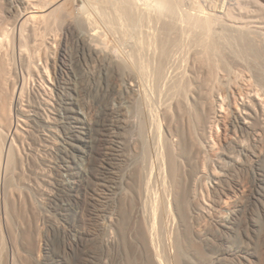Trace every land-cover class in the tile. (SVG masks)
I'll return each mask as SVG.
<instances>
[{"label":"rangeland","instance_id":"rangeland-1","mask_svg":"<svg viewBox=\"0 0 264 264\" xmlns=\"http://www.w3.org/2000/svg\"><path fill=\"white\" fill-rule=\"evenodd\" d=\"M51 1L53 0H0L1 144L3 143V133L9 129L11 125L15 124L18 118H25L28 122L33 123L29 121L33 114L35 115L37 112L41 114L44 112H46V114L48 113L40 109L42 96L34 89L29 79L30 77L25 73V63L23 57H20L21 46L25 51H31L30 53H33L34 49L35 58L38 60L40 57L43 59L47 57L50 76L52 79H55L60 75V70L64 66L67 67L62 60L64 56L63 49L60 50L57 42L64 44L67 37L71 36V34H77L88 30L85 23L86 17L93 16L95 18L97 21H95L96 28L94 26L95 23L92 24L94 26L93 28L97 30L99 27L98 30L100 29V32L105 34L107 32L108 34L106 35L107 40L109 37V46L114 48H122V42L119 40L121 38L119 32L122 29L121 33L124 31L126 32L127 28L131 27L128 18L115 3H113V6L108 4L94 9L89 7L88 0H80L83 5H85L86 11L81 14L75 7L76 5H73L74 1H72L66 4L67 7L65 5L64 12L62 9L54 12L49 17H46L42 21L40 20L33 28L32 26H23L22 29L25 41H20L17 33L19 32V28L21 29V26L18 24V18L19 15L28 10L27 2L33 3L34 6L37 5L36 7L42 9ZM99 1L103 2L104 0ZM144 1L145 0L139 1V4L140 2L142 3L140 4L142 5V10L140 9L141 12L137 8H135L133 12L135 16L138 14L136 17L143 18V27H145V29L150 30V26L148 27V25H151V28L154 26L155 29L159 23H163L166 19L168 20L167 22L171 21L170 18L172 15H170L171 13L167 10H161L164 16H159V13L155 12H159L160 9L155 5L156 3L154 0ZM236 1H233V3L235 2V5L233 4L234 7L237 6L242 9L243 15L246 16V19L243 15V17L238 16L236 20L240 21L241 17V21L243 22L244 20V23L245 21L248 22V19L251 18H254V20L251 19L252 21H255V19H257V21H261V19L264 20V17L261 18L262 15H264L262 14L264 13V0ZM258 2H260L261 5H259L260 3ZM143 3H146V5ZM172 3L177 7L178 11H192L194 9L193 12H196L198 9H203L205 11L208 9L207 11H210V9L213 8L211 10H216V8L218 9L223 4V0H172ZM236 4H239V6ZM114 5H116V7ZM148 5H152L153 7L151 6L149 8ZM214 5L217 7L214 8ZM197 6L199 7L197 8ZM143 7H145V9ZM147 7L148 10L146 9ZM156 7L159 10H157ZM234 7H232L233 10ZM237 7L235 10L238 9ZM246 8L247 10H245ZM240 9L236 10V12H242ZM142 12L143 15H140ZM250 12H253L252 14H255V17L248 14ZM256 12H258V14L260 13V15H257ZM146 15H148V17ZM248 16L252 17L250 18ZM259 16L260 19H258ZM251 20H249V23ZM263 20L261 22H263ZM69 26L72 28V30L69 29L70 31L68 30ZM12 29H16V31L12 32ZM131 29L129 28L128 30ZM154 29L151 30L153 31ZM108 30L109 32L110 30L114 31L116 35L113 36ZM226 31H230L229 33L231 34ZM226 31L223 33V38L221 33V37H218L221 39H217V42L220 40V44H218L220 46V52L217 54L219 55L218 57L216 55L208 59L207 55H205L206 57L203 56L200 59L203 63L200 61V64L196 61L198 67L194 66L196 64L186 63V60L185 62H181L182 64H179L177 67L179 71L177 69L176 72H178L176 74L180 73L178 74L179 76L181 75L180 79H182L181 77H184V79H182V83H180L181 81L178 79L180 85H178V81H176V86L172 93H169V95L172 94V96L170 95L171 97L175 98V101L171 98V101L173 100L172 102L175 103V109H169L168 107L170 106L168 104L172 103L169 95H167L168 97L164 95L165 98L160 95L151 97L152 102L148 104L149 109H151L150 111H152V113L154 111V117L157 116L156 125L158 126L155 127L154 130L157 131L154 133L156 137L158 136L159 138L161 136L164 141L167 124L170 125L173 121L179 122L178 124L184 131L183 138L175 135L169 137L172 143H175L173 145L171 159L174 160V163L177 164L179 168L178 181L182 188L183 198L180 203V210L185 216V219H183L184 224L179 221L174 207V220L169 221V214L164 211V208H166V210L167 208L169 209L167 204L166 206L163 205V201L165 199L167 200L169 197V189L168 192H165L162 175L158 177V180H156L154 184V196L152 199V206L154 210L156 209L154 221L155 236L158 242L161 243L163 236L166 234L177 235L175 237L180 239L179 246H181L183 253L184 264H264V127L260 122L262 119L260 117L258 119L259 121L252 120L249 129H243L241 128V122L238 118L239 113L243 110V104L250 102V99H254L255 91L253 90L262 89V84L256 80L254 75L264 72V41L262 45H260L261 41L260 43L258 42L260 39L259 37H256L258 40L254 38V36L248 34H239L241 35L239 37V35L237 34V36L235 34L236 32L230 30V28ZM5 32L8 33L6 34ZM35 34L37 37H35ZM227 36L229 37L227 38ZM232 38H234V40H232ZM252 39L257 40H254L255 44ZM52 40H56V43L53 44ZM256 43H258L259 46L258 44L256 45ZM251 44L256 46L253 45L254 47L252 48ZM69 46L68 52L70 56L72 55L73 57L75 56L74 58H77L76 51L71 44H69ZM261 46H263V49L260 48ZM38 48L42 50V52ZM247 48L248 50H246ZM254 49L256 51H252ZM44 52L46 55H44ZM233 52H235V54ZM245 52L246 55H244ZM205 58L207 60H205ZM37 59L34 60L36 65L41 63V60L38 61ZM223 60H225V62ZM222 61L224 63H222ZM225 63H227V66ZM202 64L207 66L202 67ZM223 69H225L224 72ZM77 70L80 77L78 87L83 89L88 88L92 84V81L89 82L88 78L92 75H97L98 66L96 62L88 61L81 67L79 66L76 71ZM202 70L205 72L208 70V73H203ZM80 83L82 86V83H84V87L79 85ZM120 87V84L116 87L117 91L115 95L117 94L118 96L116 95L114 104H116L122 114L120 113L119 117H117L118 119L115 118V122L120 126L119 136L123 144V149L119 155L124 158L125 162L121 163L118 167L115 166L117 168L115 169L116 174H112L111 172L107 173L108 179L105 180V184H112L113 177H117L118 180V184L115 185V188H112V190L108 188V190H110L108 193L110 194L107 195L106 198L103 197L104 199L98 197L97 194L92 198L94 199L99 214V219L96 218L92 221V224L89 222L87 225H84V221L82 220L79 221V223H77L79 225L73 227V229L71 227V221L68 220L71 218V215H67V218H65L61 213H58L57 203H60L59 189L61 182L57 181L58 179L60 180V178L57 175L56 169L53 170L54 163H51L53 162L52 160L55 161V159H53L55 158L54 151L51 147H56V144L51 146L50 149L49 147L45 148L43 146L41 148V142L39 141L41 138L37 137L39 133H36V129L32 128L34 125H30L29 123L31 127H27L30 130L29 133H26L27 135L23 130L20 131L21 129L19 128L21 134L19 135L16 146H14L12 150L11 162L6 177L3 165H1L0 162V264H56L55 259H57L58 255H67L66 253H69L68 251H70L71 248L73 249L76 244L74 235L77 233L87 239V241L84 239L85 242L82 243V249L85 247L84 252L86 251L87 253H84L81 249L82 255H85L84 259L86 258L87 260L85 259L81 264H141L139 249L136 248L132 241L134 236L132 229L136 221L135 217L138 212L141 211V205L136 199L135 187L143 173L153 167V159L149 154L151 153L150 150H152L153 141L145 140L146 142L144 141V144L142 140L137 139L133 127L134 123L145 121V117L143 120H140L139 118L142 119L144 115L141 113L140 116L136 114V105H139L136 94L131 92L127 93ZM120 97L123 98L121 99ZM14 99H17V109H14L12 106V101H15ZM260 99L263 100L264 97H260ZM88 100L92 103L93 99L91 101L90 99ZM210 104L213 108L212 112L209 110L212 109ZM166 105H168L167 110L165 109ZM204 108L206 111H204ZM31 109H33L35 113H32V111H30ZM165 110L168 113H166ZM171 110L172 113L169 112ZM214 110L217 114V125L215 124L214 126V142L216 143L214 144L216 146V152H213V154L212 151L207 150L204 145L205 138L203 139L200 124L205 123L204 121L213 117ZM92 111L95 113L92 108V110H90L91 116L94 115ZM32 132L34 136L30 135L33 134ZM36 134L38 135L35 137ZM190 136H192L193 139ZM34 137L38 138L37 141H39V143H37L39 145L35 143L36 140ZM178 138H180L179 141ZM193 140L196 142L198 141L199 145L202 146L201 149H204L201 151V155H197V152L193 150ZM201 143H203V145ZM43 144L45 145L46 143L44 142ZM37 146H40L43 151ZM38 148L40 150L37 152ZM205 151L206 153H204ZM48 153H52L53 155ZM111 158L115 159L113 157ZM174 163L172 161V165ZM154 167V172L157 176L159 167H157V169L155 165ZM217 172H224L227 175H225L223 179L226 181L225 184L231 193L228 196L229 198L227 197L224 199L225 202L223 201L221 203H215L217 196L213 192L212 186L214 183L210 178L213 173ZM191 176L194 180L191 179ZM54 177H56L55 179L57 180H55ZM258 182L261 183L259 189L257 186ZM170 185L173 186L172 183H167L168 187ZM175 187L176 182L174 181L173 188ZM52 188L55 189L53 190ZM50 191L55 194L52 193V196ZM55 191H57V193ZM212 201H214V203ZM236 205L244 206L245 210L247 208L242 214L245 217L241 215L234 229L223 232L219 227V223L223 218L229 216L230 210ZM124 218L127 227L125 239L123 235L118 237L116 234V231L122 226L121 224ZM69 233L71 235H69ZM70 244L73 245L71 246ZM218 253L220 254L218 255ZM58 264L71 263L67 260H62V262L58 261Z\"/></svg>","mask_w":264,"mask_h":264},{"label":"bare ground","instance_id":"bare-ground-1","mask_svg":"<svg viewBox=\"0 0 264 264\" xmlns=\"http://www.w3.org/2000/svg\"><path fill=\"white\" fill-rule=\"evenodd\" d=\"M72 1H74L73 5L75 4L76 5L75 7L82 14V12L85 11V5H83V3L80 0H53L48 5L43 7L42 9L36 7L37 5L34 6L33 3L27 2L28 10L22 13L21 15H19V18H18V24L21 26V29L19 28V32H17L20 41H25V36L23 33V29H22L23 26L27 25L30 27L32 26L33 28L34 25L37 24L40 20L42 21L46 17H49L50 15H52L54 12L60 9H62L64 12L65 5L68 4V2H72ZM139 1L141 0H104L103 2L99 0H88L89 7H92L94 9H98L100 8V6L108 5V4L113 6V3H115L116 5H118V8L121 9L123 14L128 18V21L131 25V27L129 28L130 29L132 28V29L128 30L129 28L126 27L127 30L126 32L124 31L123 33H121L123 29L121 31L119 30L120 31L119 36L121 37L119 40H121L122 42V48L110 47L108 43L109 37L107 40V35H106L108 33L106 32L105 34L103 32H100V29L98 30L99 27L97 28V30L94 29L93 27L96 25L97 21L95 20L93 16H88V18L86 17L85 23H86V26L88 27L87 28L88 30L84 32H79L77 34H74V33L71 34V36L67 37V40L64 43L65 45L63 43L57 42L59 44L60 50L63 49L64 56L62 60L67 65V67L64 66L60 70V75L55 79H52L50 76V72L48 70L49 63H48L47 57L44 56L45 58L43 59L42 57L38 55L40 57L39 60H41L40 61L41 63L40 64L38 63L39 65L38 64L36 65L34 60L37 58H35L36 55L34 54V49H33V53H30L31 52L30 50H29L30 52H27L24 49H22V46H21L20 57H23V60L25 63V67H26L25 73H27V75L30 77L29 79L31 80V84L34 87V89L37 92H39V94H41L42 96V102L40 103L41 104L40 109L42 111H47L48 113L47 114L46 112H44L45 114L43 112H42L43 114H41L40 112L35 113L33 109H31L30 111H32V113H35V115L33 114L29 121L33 123L28 122L27 119L25 118H18L15 124L11 125L9 129H7L5 132L3 131L4 132L3 141H2L3 143L2 144L0 143V162H1V165H3V170H4L5 177H6L7 171H8L10 162H11V153H12L14 146H16L17 144V140L19 139V135L21 134L20 131L23 130L25 134L29 133L30 130L28 128L31 127L30 126L31 124L34 125L32 126V128L36 129L35 130V132L37 131L36 133H39V135L36 134L35 137L38 135L37 137L41 138V140L39 139V141L41 142L40 143L41 148L43 146L45 148L49 147L50 149L51 146L56 144V147L54 146L51 147L53 148L54 156H55V158H53L55 159V161L52 160L53 162L51 163H54L53 170L56 169L57 175L60 178V180L55 179L56 177H54V179L61 182L60 189H59L60 190V195H59L60 203H57V207L59 211L58 213H61L65 218H67V215L69 216L71 215V218L68 220L71 221L72 228L77 227V225H79L77 223H79V221H82V220L84 221V225H87L89 222L90 224H92V221H94L99 216L97 206L94 202V199L92 198H94L96 194L98 197H102V198L103 197L106 198V196L110 194L108 193V191H110L108 190V188L111 190L112 188H115V185L118 184V180H117V177H113L112 182H111L112 184H105V180L108 179L107 173L111 172L112 174H116L115 169L117 168L115 166L118 167L121 165V163L125 162L124 158H122V156L119 155L121 150L123 149L122 147L123 144L119 136L120 126H118V124L115 122L116 121L115 118L119 117L121 113L120 109L117 108L116 104H114L116 95H117V94L115 95L117 91L116 87L118 86V84H120V86L124 89L125 92L127 93L131 92V93L136 94L137 96L136 99H138V102H139L138 103L139 105H136L137 106L136 108L137 111L135 110L137 112L136 114H138L139 116H140V113L144 115L142 116V119L139 118L140 120H143L145 117V121L138 120L139 122L134 123L133 127H134V131L136 132L137 139H140L143 142L145 140L153 141L152 150H150L151 153H149L151 155L150 157L153 159V167L152 169H148L146 172L143 173V175L138 181L137 186L135 187L136 199L141 205V211H139L135 217L136 221L132 229V232L134 234L132 241L134 245L136 246V248L139 249V254H140L139 259L141 260L140 262L141 264H184L183 253L181 250V246H179L180 239L175 237L177 235H174V234L167 235L165 233L166 235L163 234L165 236H163L161 243L158 242L155 236V224H154L155 217H156V209L154 210L152 206V199L154 196L153 187H154L156 180H158V177L162 175L163 186H164L165 192H168V189H169V192H168L169 197L167 196L168 197L167 200L165 199L163 201V205L166 206L167 204L169 209L167 208L166 210V208H164V211L165 213L169 214L168 215L169 221L174 220V214H173V207H174V209L176 210L175 212L179 217V221L182 223L184 222L183 219H185V216L183 215L184 213H182L180 210L181 208L180 203L182 202L183 198H182V188L178 181L179 168L177 164L174 163V160L171 159L173 145L175 143H172V140L169 138L172 135H175L177 137L179 136L182 137L184 135V131L182 130L183 128L181 129L180 125L178 124L179 122L176 121L177 122L176 123L173 121L174 123L172 122L170 123V125L167 124L166 134H164V141L162 140L161 136L159 138L158 136L156 137L155 136L156 134L154 133H156L157 131H154V130H155V127L158 126L156 125L157 116L154 117L155 115L154 111L153 113L152 111H150L151 109H149L148 104L149 102H152L151 97H155L156 95L157 96L160 95L161 97L166 95V97H168L167 95H169V93H172L174 87L176 86V81H178V79L181 82L178 81L177 84L180 85L179 82L182 83V79H184V77H181L182 79H180L181 75L180 76L178 75L180 73L176 74L179 71L177 67L179 66V64H182L181 62L183 61L185 62L186 60V63H190V64L191 63L196 64V61L199 63L201 61V63H203L202 60H200L203 56L207 55L208 59L212 58L211 56L213 57L216 56L220 52L219 50L220 46L218 45L220 44V40L217 42V39H221V38H218V37H221V33H222V38H223L224 37L223 33L226 30H228V28H230V30L232 31H235L236 33L235 32L234 33L236 35L237 34L238 35L248 34V35L254 36V38L259 37L260 39L258 42L260 43L261 41L260 45H262V42L264 41V20L261 19V21L263 20V22H261L260 20L257 21V19H255V21H252L251 19L254 20V18H251L252 16L251 17L248 16L251 19H248L247 17L248 22L245 21L244 23V20L242 22L241 20H242V17L244 16L243 10L238 8L237 6L234 7L235 5L234 4L235 2L233 3L234 0H223V4L222 5L220 4L221 6L218 9L216 8L217 6L214 5L215 6L214 8H216V10H211L213 8H211L210 11H207L208 9H206V11L203 9L202 10L198 9V11L196 12L195 11L193 12L194 9L192 11L191 10H182V11L179 10L178 11L177 7L172 3V0H154V2L156 3L154 4L157 5L158 8L160 9V10L157 9L156 7V9L159 10V12L155 11V9L154 11L159 13V16L160 15L164 16L161 10L162 11L167 10L169 13H171L170 15H172L171 16L172 19L169 16L171 21L167 22L168 20L166 19V21L164 22L161 21L163 23H159V24L157 23L158 26L155 29H154V26L153 28H151L152 26L148 25V27L150 26V30H149L143 27V21H144L143 18L136 17L138 15L137 14L138 12L136 13L137 14L136 16L133 12L135 8L139 9V11L141 12L142 5L140 4L142 3L140 2L139 4ZM151 4L153 5L152 2ZM116 5L114 6L116 7ZM144 5H146V3ZM236 5L239 6V4H236ZM259 5H261V3ZM151 6H149V8ZM145 7L143 8L145 9ZM198 7L199 6H197V8ZM232 7H234V10L232 9ZM236 7L242 10V12H236V10H238V9L235 10ZM146 9L148 10V7ZM245 10H247V8ZM252 13L250 12L248 14L253 15ZM167 14L165 15L168 16L169 14L168 15ZM256 14L260 15V13L258 14V12H256ZM140 15H143V12ZM148 15L146 16L148 17ZM146 16H143V17H146ZM238 16L239 17L242 16L240 21L236 20L238 19L237 18ZM92 17L94 20L92 19ZM263 17L264 15H262L261 18ZM244 18L246 19V16H244ZM258 19H260V16ZM91 20H92V23H91ZM249 20H251L252 23L251 22L249 23ZM93 23H95L94 26L92 25ZM68 25H71V24H68ZM71 26H69L68 30L69 29L72 30ZM151 29H154V30L152 31ZM14 31H16V29H12V32ZM226 32L229 33L230 31H226ZM109 33L112 34L113 36L116 35V33L112 30H110ZM241 35H239V37ZM35 37H37V35ZM228 37L229 36H227V38ZM56 40H52L53 44L56 43ZM232 40H234V38H232ZM252 40L254 41L255 39H252ZM255 41H254V44H255ZM234 43H231V44H234ZM69 44H71L73 49L76 51L77 58H74L75 56L73 57L72 55L70 56L68 52L69 51L68 47H70ZM221 44H224V43H221ZM254 44H251L252 48L256 46L258 43H256V45ZM263 46H261L260 48L263 49L264 48ZM246 50H248V48ZM40 51L42 52V50ZM252 51H256V50L254 49ZM233 53L235 54V52ZM44 55H46V53ZM244 55H246V52ZM218 56L219 55H217V57ZM205 60L207 59L205 58ZM88 61H94L97 63L98 72H97V75H92L91 77L88 78L89 82L92 81V84L88 88L81 89L80 87H78L80 77L78 75L79 72L78 70L76 71V69L79 66L81 67L82 65L86 64ZM223 61L225 62V60ZM223 61L222 63H224ZM226 64L227 63H225V65ZM197 65L198 63L194 66L196 67ZM203 66L204 64H202V67ZM177 69L178 71L176 72ZM224 71L225 69H223V72ZM206 72L203 71V73H206ZM257 72H258V69H257ZM177 75L179 78L177 77ZM254 77H256V80L260 84H262V89L253 90L255 91L254 99L253 100L250 99L249 100L250 102L245 101L246 103L243 104L244 105L243 110L239 113V116H238L241 122V128L243 129H249L250 125L252 124V120H258L260 117L262 118L260 122L262 126L264 127V99L263 100L260 99V97L261 98L264 97V72H261L260 74H257V75L255 74ZM82 84L83 86L81 85V83L79 85L84 87V83ZM170 95L172 96V94ZM171 96H170V101H171V98H173ZM86 98L90 99V101L93 99L92 103H90L89 100ZM163 98H165V96ZM174 99L175 98H173V100ZM16 100L12 101L13 103L12 106L14 109H17L18 107ZM168 105H166V108H165L166 110L168 107L169 109H175L174 102ZM210 107H211V104H210ZM92 108L95 111V113L92 111L94 114L93 116L90 115L91 114L90 110H92ZM209 110H211L212 112L213 108ZM204 111H206V109ZM169 112L172 113V110ZM166 113L168 112L166 111ZM213 114H214L213 117H210V119L207 121H204L202 119L205 123L200 124V129L203 134V139L205 138L204 145L206 149L209 151H212V153L213 152L215 153L216 143L214 142V129H215L214 126L216 124V115H217L215 113V110ZM27 122L28 124L26 125ZM30 135L34 136V133ZM190 137L192 138V136ZM1 138L2 136L0 137V139ZM180 138H178V141ZM37 139L38 138H35L36 140L35 143L37 142L39 143ZM44 142L46 144H49V143L50 144L44 145L43 144ZM201 144L203 145V143ZM40 146H37V147L40 148ZM192 147H193V150L197 152V155L202 153L201 151L204 150V149H201L202 146L199 145L198 141L196 142L193 140ZM39 148L37 152L41 149ZM41 150L43 151V149ZM204 153H206V151ZM48 154H52V153H48ZM111 157L115 159H112ZM45 159H46V156H45ZM172 161L175 165L174 164L172 165ZM154 165L156 166V169L157 167H159V173H157V176L154 172L155 170ZM225 175L226 174L224 172L223 173L217 172V173H213L210 177L214 183V185L212 186L213 192L217 196L215 203H221L223 201L225 202L224 199H226L229 196V194H231L229 191V188L225 184L226 181L223 179ZM191 179H192V176H191ZM173 180L176 182L175 188H173L174 187ZM167 183H172L173 186L170 185L168 187ZM260 184L261 183L258 182V185H257L258 189L260 188L259 186H261ZM51 191L50 193L52 195L53 192ZM55 192L57 193V191ZM184 198H185V195H184ZM212 202L214 203V201ZM246 210H245V207L242 205L234 206V208L230 210L229 216L223 218V220L220 221L219 223L220 229L223 232H227L230 229H234L236 226V223H238L237 221L239 220V217ZM242 217H245V216L242 215ZM126 221H127V218H126ZM121 225L122 226L120 227V229L116 231L117 232L116 234L118 237H121L123 235L125 239L126 234H127L125 218ZM82 227H83V223H82ZM69 235L71 234L69 233ZM74 236H75L74 240L76 242L75 246L73 247V249L71 248V250L68 251L69 253H66L67 255H64V256L58 255L57 259H55L56 264H58V261L62 262V260H67L71 264H81L86 259V258L84 259L85 255H82V250L84 252V248H85L84 247L82 249L83 247L82 243L85 242L84 239L86 238H83L82 235L79 233L75 234ZM219 254L220 253H218V255Z\"/></svg>","mask_w":264,"mask_h":264}]
</instances>
